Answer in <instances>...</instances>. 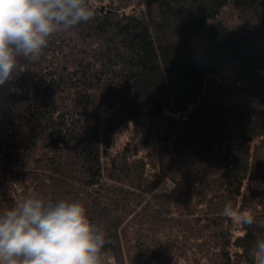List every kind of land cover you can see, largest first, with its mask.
I'll return each instance as SVG.
<instances>
[{
  "label": "trees",
  "instance_id": "trees-1",
  "mask_svg": "<svg viewBox=\"0 0 264 264\" xmlns=\"http://www.w3.org/2000/svg\"><path fill=\"white\" fill-rule=\"evenodd\" d=\"M92 4L0 86V213L79 200L107 264H255L264 0ZM229 200L254 224L223 216Z\"/></svg>",
  "mask_w": 264,
  "mask_h": 264
},
{
  "label": "clouds",
  "instance_id": "clouds-1",
  "mask_svg": "<svg viewBox=\"0 0 264 264\" xmlns=\"http://www.w3.org/2000/svg\"><path fill=\"white\" fill-rule=\"evenodd\" d=\"M94 14L92 0H0V86L38 60L53 35ZM222 215L247 226L255 222L231 200ZM109 243L79 200L31 195L0 213V264H107ZM251 255L264 264V238L255 241Z\"/></svg>",
  "mask_w": 264,
  "mask_h": 264
},
{
  "label": "rangeland",
  "instance_id": "rangeland-1",
  "mask_svg": "<svg viewBox=\"0 0 264 264\" xmlns=\"http://www.w3.org/2000/svg\"><path fill=\"white\" fill-rule=\"evenodd\" d=\"M156 103H157V102H156ZM159 107H161V103L156 104V105L153 107V109L155 110V109H157V108H159ZM154 110H153V112H154Z\"/></svg>",
  "mask_w": 264,
  "mask_h": 264
},
{
  "label": "water",
  "instance_id": "water-1",
  "mask_svg": "<svg viewBox=\"0 0 264 264\" xmlns=\"http://www.w3.org/2000/svg\"><path fill=\"white\" fill-rule=\"evenodd\" d=\"M159 110H162V108L160 107V108L155 109L154 113L158 112Z\"/></svg>",
  "mask_w": 264,
  "mask_h": 264
}]
</instances>
